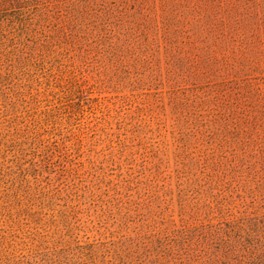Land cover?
I'll use <instances>...</instances> for the list:
<instances>
[{
	"label": "rangeland",
	"instance_id": "374dc122",
	"mask_svg": "<svg viewBox=\"0 0 264 264\" xmlns=\"http://www.w3.org/2000/svg\"><path fill=\"white\" fill-rule=\"evenodd\" d=\"M0 122L50 246L264 250V0H0Z\"/></svg>",
	"mask_w": 264,
	"mask_h": 264
},
{
	"label": "trees",
	"instance_id": "16d2710c",
	"mask_svg": "<svg viewBox=\"0 0 264 264\" xmlns=\"http://www.w3.org/2000/svg\"><path fill=\"white\" fill-rule=\"evenodd\" d=\"M0 126V264H143L147 261L150 255L147 250L143 253L146 257L143 261L135 251H128L125 258L121 253L114 257L104 244L83 245L77 240L73 245L62 242L48 245L50 241L45 240L48 234H41L38 230L41 229V205L25 202L29 200L26 188H30L26 174L22 171L16 173L5 166L8 147L16 144L22 149L25 142L15 131L11 132V126H4L1 122ZM4 130L8 132L4 133ZM9 135L13 138L6 141ZM32 195L35 200L41 199L39 185ZM34 205L36 210L32 208ZM42 229L46 232V226ZM56 235L62 239L66 237V234ZM41 238L46 245L41 244ZM183 242L186 240L179 241ZM184 254L187 264H264V250L236 251L219 243L212 250Z\"/></svg>",
	"mask_w": 264,
	"mask_h": 264
}]
</instances>
